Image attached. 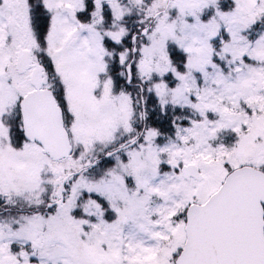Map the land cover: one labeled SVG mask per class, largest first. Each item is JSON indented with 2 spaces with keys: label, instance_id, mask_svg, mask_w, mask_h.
Here are the masks:
<instances>
[{
  "label": "snow or ice",
  "instance_id": "1",
  "mask_svg": "<svg viewBox=\"0 0 264 264\" xmlns=\"http://www.w3.org/2000/svg\"><path fill=\"white\" fill-rule=\"evenodd\" d=\"M0 264H264V0H0Z\"/></svg>",
  "mask_w": 264,
  "mask_h": 264
}]
</instances>
